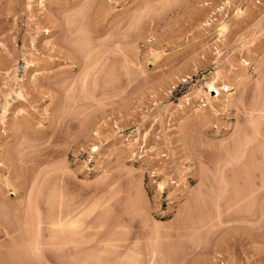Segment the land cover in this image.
Masks as SVG:
<instances>
[{"label": "rangeland", "instance_id": "1", "mask_svg": "<svg viewBox=\"0 0 264 264\" xmlns=\"http://www.w3.org/2000/svg\"><path fill=\"white\" fill-rule=\"evenodd\" d=\"M38 1L0 0V176L15 167L38 197L60 183L73 194L88 190L91 231L136 244L138 264L150 263L152 251L154 264H198V251L213 253L229 227L238 232L234 259L213 253L210 264L214 256L216 264H264V110L253 109L264 96V0H43L42 9ZM60 49L95 64L83 66L85 85ZM68 72L77 78L71 92L62 84ZM210 80L218 98L206 93ZM222 85L234 87L229 106ZM244 167L251 180L242 179ZM236 189L248 191L244 201L258 189L247 230L227 218L240 208H227ZM199 216L216 226L185 227ZM64 258L32 264H78ZM104 261L88 264H117Z\"/></svg>", "mask_w": 264, "mask_h": 264}, {"label": "bare ground", "instance_id": "2", "mask_svg": "<svg viewBox=\"0 0 264 264\" xmlns=\"http://www.w3.org/2000/svg\"><path fill=\"white\" fill-rule=\"evenodd\" d=\"M42 3H43V0H39L38 1V5L41 6L40 7L41 9H42ZM238 8H239V6H238ZM98 9H99V7L96 9L97 10L96 11L97 14L99 13ZM104 9H103V11H104ZM144 10L145 9H143V11H141L140 13L138 12V13L140 15H142L141 13H144ZM237 11H238V9H237ZM239 12L241 13V10H239L237 13H239ZM131 16H134V15H131ZM236 16H237V14H236ZM137 17H139V16H137ZM133 18H132V20H133ZM47 19H49L52 22V21H54V16H52V15L49 16L48 15ZM125 19H128V18H125ZM134 19L136 20L137 18H134ZM127 21H129V19ZM217 22H216L214 28H216L215 30L220 35L219 38H221L222 36H224V33H225L226 29H227V26H226V23H225V21L223 19L221 21H219V19H218ZM126 23H128V22H125V24ZM129 23H131V22L129 21ZM127 25H126V29L128 30L129 27ZM131 25L133 26V24H131ZM135 25H136V23L134 21V26ZM133 27H131L130 29L132 30ZM102 29H103V27H102ZM131 30H128V31H131ZM46 31H48V30H46ZM98 33H99V31H98ZM103 33L105 34V32H103ZM103 33H101V35H103ZM131 33H133V32H131ZM97 35H99V34H97ZM101 35H99V36H101ZM121 35L123 36V34H121ZM124 35H125V32H124ZM94 36H96V34ZM63 50L60 49L61 52L66 53V51H63ZM89 53H91L90 50H89ZM72 54L73 53L67 51V53L64 54V55H65V57L67 55L69 59L67 57L65 59H67V61L69 60V62L71 61L70 62L71 65H76L77 67H75V69L76 68L77 69H79V68L81 69L82 68V70L84 71V73H82V74H79L80 72H76L77 70L73 71V72L76 73V74H74L76 76L79 74V78H80L81 75H83V76H81L82 77L81 81L84 84L88 80L87 79V74L90 73L88 71L85 72L86 68L83 69V66L87 67L88 64H89L88 63L87 65H85L87 63L86 60L88 58L87 59L85 58L86 59L85 60L86 63L83 62L84 59L79 58V59H82V62H83V65H81L82 63L80 64V61H78L75 57H73L75 55H72ZM92 65L94 66L95 64H92ZM92 65L89 67V69L87 67L86 70H90L92 68ZM66 70L68 71V69H66ZM69 71L72 72L71 69ZM70 73L68 72L67 76H66L67 78L66 79L63 78L64 80H62V81H64L62 84H64L65 82L68 83V86L66 85L68 88H66V89L69 92L72 91L71 89H72L73 83L75 84V82H73V80L75 79L76 82H77V78H74V79H72V78L69 79L68 78V77L71 76ZM68 74H70V76ZM64 76H65V74H64ZM238 78H241V77H238ZM236 79H237V77H236ZM81 81L79 80L80 83H81ZM216 81H215V83H216ZM238 81H237V85H236V80L233 81V86L235 88H236V86L238 87V83H239ZM215 83H214V80L213 81L210 80V82L207 83V86H208L209 89H208V92H206V93H207V95L212 96V93L215 92L216 93V97L218 98L220 96V91H219L220 89L215 85ZM234 87H232L231 85H222V90L226 91V93H227L226 97H225V99L223 101V104L225 106H229L230 104H232V95H233L232 94L233 93L232 89L234 90ZM73 90H74V87H73ZM68 91L66 93H68ZM262 98H263L262 101L264 102V96H262ZM259 99H261V98H259ZM263 102H261V103L258 102L260 105L256 103V105L258 107H254V106H256L254 104L253 105L254 111L255 110L259 111V113L262 112L264 110V105H263L264 103ZM261 105H263V106H261ZM250 116H252V115H250ZM260 116H261V114H260ZM250 118H252V117H250ZM203 121L204 120L200 119L199 123L201 122L200 124H202ZM204 123H205V121H204ZM255 127H256V125H255ZM13 129H16V128L14 127ZM246 140H245V142H246ZM259 142L261 143V140H259ZM256 153H255L256 156L260 155L261 158H263L262 160H263V163H264V147L262 146V148L258 149V155ZM259 153H261L262 155L259 154ZM249 155H251V154H249ZM251 157H254V156L252 155ZM261 158L259 160H261ZM256 159H258V158H256ZM260 162H262V161H260ZM260 162H259V167H260ZM9 164H11V166H14L12 162H9ZM256 165L257 164H255V167H254V165H252L253 166L252 170L254 168H255V171L260 170L258 168V166H256ZM250 166H251V164H250ZM263 166H264V164H263ZM263 166L261 168L262 169L261 170L262 173L260 171L261 174L259 173L257 175H258V178H260V175H261L260 179H262L263 182H264V168H263ZM250 168L244 167V169H245L244 171H245V173L246 172L247 173H246V176L244 175L245 173L242 174V179H244V177L247 178V176H249V178L251 180L250 175H247L251 171ZM241 169H243V167ZM13 170H14V172L12 174L10 173L7 176H4V175L0 176V264H32V263L41 262L45 257L46 258L48 257L50 259L54 258V260L55 259L56 260H62V259L64 260L65 259L64 257H67V256H68V258L70 257V260H72V262H75V263H78V264H88V262H89V260L91 258H93L94 256L100 257V255H103V259L105 260L104 261L105 263H109V261L114 260V262L117 263V264H138L141 261H143L139 257L136 256L137 255V251L135 250V245L136 244H133L132 246H129L128 244H125V242H122L121 244H119L118 241L120 240V242H121L122 239L115 238L114 237L115 235H113L112 233L105 232V231H103V232L101 231V232H98V233H93L91 231L95 227H93V224H94L93 222L94 221H92L93 219H91V217H90V214L92 212V208H91V206H89L90 204L88 205V202H89V199H90V197L88 195L89 194L88 190L86 191V190H82V189L81 190L77 189L78 191L80 190V192L77 193V194L74 192L76 194L75 195V194H73V192L71 190H69V187H67V185H66L67 183L66 184H61L60 183V184H58L56 186H54L52 184L54 187L52 189H50V187H52V185H51L49 187V189H50L49 192L47 191V193H45L43 195L41 194L40 197H38L39 194H38L37 190L33 191L34 187H33V189L28 190L27 186L24 185V182L20 179L19 174L16 172L15 167L13 168ZM252 173H253V171H252ZM255 175L256 174H254L253 177ZM249 178H247V179H249ZM247 179H245V181ZM260 179H258V180H260ZM246 182H248V181H246ZM251 182L252 181H250V183ZM253 182H254V180H253ZM34 185L35 184H33L32 186H34ZM247 185H249V183H247ZM35 187H36V185H35ZM260 187H258V188L260 189ZM36 189H39L41 191L40 188H36ZM254 189H256V188H254ZM9 190L12 191V193L14 195L13 198H10L8 196V191ZM253 190L251 191V189H250V191H249L250 192L249 198H250V196H252V199L250 198V201L252 200L251 202H249V200H248L249 198L245 200V201L248 200L247 201L248 203H246L244 201V199L248 196L247 195L248 191H247V194H245V192H244V194H240L239 193L240 190L239 191L237 190L238 192L236 191V193H238V194L237 195L234 194L235 195L234 199H232L231 202H229V203L227 202V204H228V207L226 206L227 208H229L230 206L234 207L236 205H238L240 207L239 211L235 212L236 215H232L231 213L227 214L229 216V217H227L228 221L233 222V221H231L232 219L234 221H239L240 223L241 222L243 223L246 220H248V222L252 221L253 217L256 215V214H254L256 212V210H254V211L251 210V209H254L253 203H254L255 206H257L255 204V202H256L255 199L253 200V197H254L253 195L255 194V192L258 189L256 191H254V192H253ZM70 191L72 192V194H71ZM259 192H260V190H259ZM255 196H256V194H255ZM241 202H243V204H246L248 208L243 207V204L241 205ZM257 203L260 204L261 202H257ZM262 203H263V200H262ZM238 206H237L236 210H238ZM94 207H95V205H94ZM96 207H97V205H96ZM189 207H188V209H189ZM258 207L260 208V205ZM262 207H264V206H262ZM241 208H242V210H241ZM230 209L231 208H229V210ZM243 209H247V210H243ZM189 211H190V209H189ZM252 211H253V213H252ZM257 211H258V208H257ZM260 212H261V210H260ZM258 213H259V211L257 212V214ZM189 216H191V215H189ZM209 216L212 217L210 214H209ZM257 216L260 218L259 214ZM185 217H187V215ZM192 218L195 219L194 217H192ZM222 218H223V215H222ZM227 218L225 219V217H224L225 220H223V221H226ZM230 218H232V219L229 220ZM259 218H258V220H260ZM101 219H99V220H101ZM213 219H214V217H213ZM217 219H218V217H217ZM99 220L96 219V222L99 221ZM186 220H187V218H186ZM101 221H99V222H101ZM188 221L186 223H189ZM192 222L193 221H191V223ZM209 222L211 224V223H213L215 221L211 222V218L209 219L206 216H204V217L199 216L198 220H197V217H196V221L194 223H192V224L189 223L190 225L185 226V227L191 229L196 224L197 226H199V229H200L201 226H204V225H205L204 227H206V226L208 227V225H206V224H209ZM239 222H235V223L238 224ZM183 223H182V225H183ZM215 223L211 224V225L216 226ZM219 223H221V221L219 222V220H218V224ZM245 223H243V225L241 227L238 225V226H236L234 228H241V229L242 228H246V227H243ZM221 224H220V226H221ZM233 225L234 224L231 225L232 229H233ZM220 226H218V227H220ZM222 226H223V224H222ZM98 227L101 228V225L98 226ZM228 229L231 231L230 227ZM224 230L226 231V229H222V232L220 231L221 233H218V237L217 238H219V240L215 244L216 245L215 249H214L213 246L212 247L214 249L213 253H219V254H221L222 257L225 258V257H229L232 254V251H231L232 247H231V244H230L231 242L230 241H231L232 238H234V239L237 238L236 234L238 232H236V231L235 232H230L229 231V232L225 233ZM246 230H247V228H246ZM192 232H193V230H192ZM197 232H199V230ZM194 233H196V230L194 231ZM2 237H4L5 239L2 240ZM217 238H216V240H217ZM228 240H229V242H228ZM43 245L45 247H47V248L49 246L51 247V248L49 247V249L46 248L47 249L45 251L46 252V256L43 254V253H45L43 251V249L45 248V247H42ZM196 246H198V244L194 245V247H196ZM40 247H41V249H40ZM204 249H207V247L205 246ZM204 249L203 248L200 249L201 254H200L199 251H198L199 254L197 253L199 256L200 255H202V256L205 255V257L202 260H200L199 262L197 261L198 264H208L207 263L209 261L208 255L209 254H213L212 253V248H211V253L208 252L209 250L206 251ZM47 251L52 252V253L48 255ZM207 252H208V254H207ZM226 253L229 254V255L226 256ZM42 254H43V256H42ZM64 254H66V255H64ZM154 256H155V252L152 251L151 252V256H150L151 257V261L147 260V261L150 262L148 264H154L155 263V261L153 260ZM230 257L233 258V256H230ZM213 258H216V257L214 256ZM213 258H210L211 264H216L215 261H214L215 263L212 262ZM232 258H231V260H232ZM44 260H46V259H44ZM194 262H195V260H194ZM200 262H202V263H200ZM191 264H194V263L192 262ZM209 264H210V261H209Z\"/></svg>", "mask_w": 264, "mask_h": 264}]
</instances>
